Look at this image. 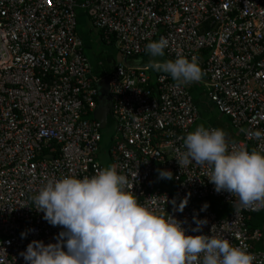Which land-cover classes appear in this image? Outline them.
I'll list each match as a JSON object with an SVG mask.
<instances>
[{"label": "built area", "instance_id": "2783aa9c", "mask_svg": "<svg viewBox=\"0 0 264 264\" xmlns=\"http://www.w3.org/2000/svg\"><path fill=\"white\" fill-rule=\"evenodd\" d=\"M78 7L105 39L114 36L124 60L108 73L111 166L139 203L173 216L186 235L225 238L264 264L263 233L247 223L262 208L237 211L238 198L208 181L210 168L176 161L198 115L187 86L138 61L161 37L166 60L194 58L208 99L240 133L230 150L264 152V139L250 135L264 132V0H0V264H25L20 253L33 240L58 242L63 229L34 209L41 187L104 169L100 124L87 118L97 107V77L77 34ZM129 79L136 90L125 88ZM161 170L173 178L160 179ZM185 198L176 211L172 201ZM208 199L230 211H202ZM194 216L206 220L199 231Z\"/></svg>", "mask_w": 264, "mask_h": 264}, {"label": "clouds", "instance_id": "9594fccd", "mask_svg": "<svg viewBox=\"0 0 264 264\" xmlns=\"http://www.w3.org/2000/svg\"><path fill=\"white\" fill-rule=\"evenodd\" d=\"M169 41L161 37L149 42L146 52L152 58L148 67L170 75L177 86L198 82L203 72L197 61L178 56L160 61ZM135 80L126 82L135 89ZM257 140L264 132L250 133ZM185 151L177 161L180 167L190 164L211 169L208 181L217 193L227 192L238 198L236 210L264 208V152L230 150L222 129L203 125L183 139ZM160 179L171 180V171L161 170ZM126 175L115 165L91 177L66 176L48 181L32 197L35 210L53 227L63 230L58 242L45 244L33 240L21 252L25 264H254L256 256L246 248L233 246L227 239L213 235H186L181 222L165 217L154 208L138 202ZM154 203V202H153ZM183 212L187 198L176 205ZM207 204L202 206L206 210ZM197 224L194 231L206 220ZM28 232H22L26 238Z\"/></svg>", "mask_w": 264, "mask_h": 264}, {"label": "crops", "instance_id": "0c3cea01", "mask_svg": "<svg viewBox=\"0 0 264 264\" xmlns=\"http://www.w3.org/2000/svg\"><path fill=\"white\" fill-rule=\"evenodd\" d=\"M77 24H78L77 25V34H78V36L82 42V47L86 51V54L92 53L91 47L93 44V40H94L95 36H97V35H98L97 37H99V39L104 43H107V44L115 43L116 44V42H111L110 39L107 40L103 37L102 32L100 30L96 29L92 25L91 21L89 20V18H88L87 14L85 13L84 10L82 11V13L79 14V17L77 14ZM116 46H117V44H116ZM84 50H83V52H84ZM118 51H119V49H118ZM151 59L152 58L148 54V55H146V57L144 59L140 58L138 61H140V62L142 61V63H145V62L149 63ZM162 59L163 60H160V61L166 60L164 57ZM130 62L131 61H129V60L126 61V63H130ZM109 69H111V68H107L105 71H101V72H100V70H97L98 72H100L98 75H95L97 77V80L99 78L105 76V75H108ZM186 86L192 95V98L194 100V103H195L196 108H197V113H198L197 120L194 123V126L192 129L195 130L200 125H203L205 128L209 127V126H214V127H217L218 129H222L225 131V133L227 134L228 141L237 140L239 138L240 133L237 130L233 129V127L231 126L230 121L227 117L219 114V116L215 115V116L209 118L210 109L213 108L215 111H216V109L207 97L208 87L206 85L204 78L202 77L198 82L187 84ZM204 86H206L207 88L204 89ZM96 100H97V98H96ZM209 104L211 107L208 106ZM102 153H104V151H102ZM101 156L106 159L105 154H98L97 157L99 160H101V158H100ZM262 246L264 247V242H262Z\"/></svg>", "mask_w": 264, "mask_h": 264}, {"label": "rangeland", "instance_id": "374dc122", "mask_svg": "<svg viewBox=\"0 0 264 264\" xmlns=\"http://www.w3.org/2000/svg\"><path fill=\"white\" fill-rule=\"evenodd\" d=\"M76 11H77V14L79 17V14L82 13L83 9L78 7ZM97 36H95V38L93 40V44L91 47L92 53L86 54V51L83 49L85 55L87 56L88 60L91 63L92 70H93L95 75H98L101 71H105L107 68H112L114 65H117L118 63H122L124 61L122 58V55L118 51V48H117L115 43H110V44L104 43ZM162 58L163 57H159L156 59L157 60H163ZM97 70H100V72H98ZM206 88L207 87L204 86V89H206ZM208 106H210V104ZM216 111L213 108H211L209 118H211L215 115L219 116L220 113L218 111L217 112ZM220 115H222V114H220ZM90 116H92V115H90ZM222 116H224V115H222ZM113 132L114 131H113L112 120H110L109 124H107L104 128H101V144H100V146H102V149L99 152V154H105V156H106V159L103 158L102 156L100 157L101 158L100 162L103 164L104 168L111 166V159L107 153V149L110 147V143L112 142L111 136H112ZM102 151H104V153H102ZM263 234H264V228H263Z\"/></svg>", "mask_w": 264, "mask_h": 264}, {"label": "water", "instance_id": "95a60500", "mask_svg": "<svg viewBox=\"0 0 264 264\" xmlns=\"http://www.w3.org/2000/svg\"><path fill=\"white\" fill-rule=\"evenodd\" d=\"M96 98L97 107L92 113V118L97 120L100 128H104L107 124V118L110 113L112 100L109 94V77L105 75L96 82ZM51 158V156H49Z\"/></svg>", "mask_w": 264, "mask_h": 264}, {"label": "trees", "instance_id": "16d2710c", "mask_svg": "<svg viewBox=\"0 0 264 264\" xmlns=\"http://www.w3.org/2000/svg\"><path fill=\"white\" fill-rule=\"evenodd\" d=\"M110 41L111 42H115L114 36H111L110 37ZM145 57H146V55H143L141 58L144 59ZM111 69H109L108 73L111 72ZM90 115H92V114H89V116ZM89 116L87 115V118L92 119V116H90V117ZM110 120H112V118L110 116H108V118H107V124H109ZM100 144H101V142H100ZM206 204L208 205V207H207L208 209L215 211L218 215H223V214L228 213L230 211V208L228 206L223 205L218 200L208 199V201L206 202ZM220 207H221V210H219ZM247 223L252 228L258 227L262 231V233H263V228H264V208H262L257 213H253L251 215L250 220ZM262 238H263L262 242H264V234H263V237Z\"/></svg>", "mask_w": 264, "mask_h": 264}]
</instances>
